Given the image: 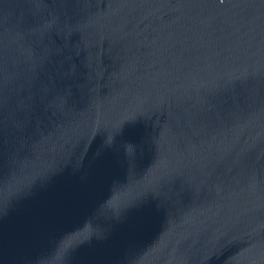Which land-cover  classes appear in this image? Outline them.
I'll return each mask as SVG.
<instances>
[{
  "label": "water",
  "instance_id": "obj_1",
  "mask_svg": "<svg viewBox=\"0 0 264 264\" xmlns=\"http://www.w3.org/2000/svg\"><path fill=\"white\" fill-rule=\"evenodd\" d=\"M0 264H264V0H0Z\"/></svg>",
  "mask_w": 264,
  "mask_h": 264
}]
</instances>
